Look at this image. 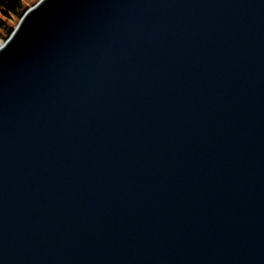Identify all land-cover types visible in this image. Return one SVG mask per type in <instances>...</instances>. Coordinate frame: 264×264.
<instances>
[{
	"label": "water",
	"instance_id": "obj_1",
	"mask_svg": "<svg viewBox=\"0 0 264 264\" xmlns=\"http://www.w3.org/2000/svg\"><path fill=\"white\" fill-rule=\"evenodd\" d=\"M0 264H264V0H38L0 43Z\"/></svg>",
	"mask_w": 264,
	"mask_h": 264
},
{
	"label": "trees",
	"instance_id": "obj_2",
	"mask_svg": "<svg viewBox=\"0 0 264 264\" xmlns=\"http://www.w3.org/2000/svg\"><path fill=\"white\" fill-rule=\"evenodd\" d=\"M36 1L25 5L24 0H0V42L9 37L25 11Z\"/></svg>",
	"mask_w": 264,
	"mask_h": 264
},
{
	"label": "rangeland",
	"instance_id": "obj_3",
	"mask_svg": "<svg viewBox=\"0 0 264 264\" xmlns=\"http://www.w3.org/2000/svg\"><path fill=\"white\" fill-rule=\"evenodd\" d=\"M24 1H25V5H28L29 3H32V2H33V0H24ZM37 1H38V0H37ZM37 1H36V2H37ZM36 2H35V3H36ZM35 3H34V4H35ZM34 4H32L31 6H33ZM31 6H30V7H31ZM0 43H2V42H0Z\"/></svg>",
	"mask_w": 264,
	"mask_h": 264
}]
</instances>
